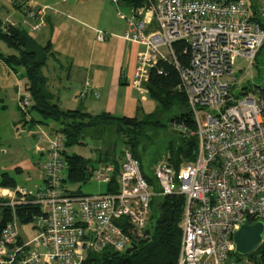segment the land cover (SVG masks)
Returning <instances> with one entry per match:
<instances>
[{
  "label": "built area",
  "instance_id": "2783aa9c",
  "mask_svg": "<svg viewBox=\"0 0 264 264\" xmlns=\"http://www.w3.org/2000/svg\"><path fill=\"white\" fill-rule=\"evenodd\" d=\"M107 1L118 8L119 17V6L129 9L122 38L142 48L130 86L147 82L151 71L165 76L164 65L177 72V89L195 127L188 131L172 123L169 128L196 138L194 161L177 169L163 161L153 170V187L125 150L117 174L109 163L86 170L89 180L105 186L115 176L113 193L71 195L62 182L65 139L40 132L35 150L45 157L40 169L44 185L35 192L0 195L12 214L0 234V264H84L88 255L104 249L124 253L145 239L151 200L167 196L184 198L177 264H250L235 252L233 235L242 224L262 222L264 247V89L241 88L236 95L228 80L236 60L254 63L264 30L250 20L246 0ZM19 4L29 31H40L46 7ZM258 5L264 19V0ZM96 40L103 42L105 35L98 33ZM175 44L188 55L185 65L176 58ZM30 105L24 92L18 107L28 111ZM25 203L39 206L42 213L34 217L36 234L30 239L21 238L13 212Z\"/></svg>",
  "mask_w": 264,
  "mask_h": 264
},
{
  "label": "trees",
  "instance_id": "16d2710c",
  "mask_svg": "<svg viewBox=\"0 0 264 264\" xmlns=\"http://www.w3.org/2000/svg\"><path fill=\"white\" fill-rule=\"evenodd\" d=\"M131 0H124L128 4ZM216 1V0H214ZM250 9V20L257 23L264 30V19L257 14L258 0H246ZM141 0L136 2L140 4ZM15 8L21 9L22 6L14 3ZM0 41L13 51L15 55L4 57L0 55V63L5 64L11 71L15 72L18 68L24 70L25 91L31 97V105L29 112H35L39 117V121L23 119L26 111L18 108L22 124H42L47 126L48 122L57 126L52 133L60 134L65 139L64 158L67 164L66 177L62 180L63 184L75 185L85 184L87 177L86 170L95 164L83 157L69 153L74 147L83 146L84 140H90V144L98 139L104 138L109 133H113L120 137L121 151L109 153L105 150L103 156L105 161L99 163H109L114 166L115 174L118 173L119 163L122 154L128 150L131 155L139 162L142 170L141 158L138 153L142 149V142L148 138L147 131L162 127V124L154 120L153 114H146L142 119L137 118H116L109 114H101L92 116L81 110L60 109L56 104L52 103L51 98L45 93V79L41 74L42 67L46 64L50 55L49 47L38 46L31 39L27 32L21 28L8 26L0 29ZM176 58L186 64L188 55L182 54V45H174ZM264 49V45L258 51L255 58L257 62L258 56ZM264 56V53L262 54ZM165 76H158L154 71L150 72L146 89L151 100L164 108L170 105L181 107L178 115L171 119V123L183 124L188 131L194 129V122L191 118L190 111L186 105V99L183 93L178 91V74L174 68L168 65L163 66ZM250 86L243 87L242 91H247ZM263 94V93H262ZM23 111V112H21ZM24 113V114H22ZM181 136L176 143H170L164 154V162L167 166L177 169L182 161L192 162L195 158L197 150V140L194 136H187L186 133L177 131ZM107 140V137H106ZM99 143V142H98ZM98 147V146H97ZM93 149V148H92ZM97 162V163H98ZM98 163V164H99ZM14 173L19 174L16 169ZM142 175L150 186L155 187L154 178L149 177L142 170ZM16 183L7 173L0 175V188L16 189ZM65 191L71 195H81L77 192H69V188L63 185ZM115 176L110 186H105L104 193L114 192ZM184 206V198L181 196L155 197L150 203V214L148 218V229L151 231L149 241L138 246L130 255L117 253L110 249H104L99 255H88L84 264H177L181 241V217ZM0 208L2 215L0 218V234L4 226L10 221L12 214L11 209L7 207L6 202L0 198ZM14 215L19 226L32 224L34 217L41 215V208L37 205L23 204L14 207ZM20 228V227H19ZM22 238V237H21ZM137 244V243H135ZM245 260L250 264H264V247L257 246L251 253L244 256Z\"/></svg>",
  "mask_w": 264,
  "mask_h": 264
},
{
  "label": "rangeland",
  "instance_id": "374dc122",
  "mask_svg": "<svg viewBox=\"0 0 264 264\" xmlns=\"http://www.w3.org/2000/svg\"><path fill=\"white\" fill-rule=\"evenodd\" d=\"M19 1L21 0H0V29L3 30L6 23L14 21L18 23L19 27L28 32L31 37H34L35 34H32L27 26L21 25L23 19L22 11L20 12L16 10L14 6V3ZM43 2L44 0H26L25 4L31 6H41ZM58 2L60 1L58 0ZM64 2L65 7H67L69 11V24L73 26L76 35L79 37V39H76L80 42H76L81 44L82 47L86 48L87 46V53L91 55L94 54L93 58H95V52H97L99 44H96L95 42H92L91 39H88V35L89 33L93 34V31H100V33L109 34L111 28L123 23V21L118 20L116 16L115 6L107 0H65ZM119 10L123 15L128 14L127 10L122 6H119ZM91 46L94 47V51H91ZM81 52H83V50H81ZM263 53L264 49L258 56L257 62L252 65L241 59L236 60L233 67V73L228 80L233 86L236 95H239L238 93L241 88L247 86L264 89ZM0 54L4 56L14 55L15 51L7 48L3 42L0 41ZM82 54H84V52ZM49 58L50 55L47 60H49ZM104 63L107 67H110L111 59L108 57V54L105 55ZM5 73L7 74L4 68H0V175L3 173L2 171H4L3 168L12 163L10 160H13L14 162L17 158L29 159L33 163H37L38 167L43 164L45 157H39L37 154L35 144H32V137L34 139L37 138L40 132L51 136L52 131L57 129V126L51 122H48V126L31 127L32 125L30 124H23L22 126L17 125L15 128L17 122H20L21 120L18 110V100L19 97L24 94V70L22 68H18L15 75L10 74L9 78L6 77ZM56 82L58 83V80ZM57 83L52 84L55 85V88L51 89V87H49L48 90L50 93L54 94L55 99L57 95L60 97L63 93L66 94L65 92L69 91L67 94L68 99L75 102L74 96L83 90V87L79 85V82H73L70 80L67 81L63 76H61L59 80L60 87ZM96 101L97 100H94L90 94H86L82 102H84L86 106H90L97 104ZM61 106L62 109L75 108V104L73 106ZM140 107L142 108L141 110L143 113L141 117L138 116L139 119H142L146 114H153L154 120L162 124V127L147 131L148 138L141 140V148H144V150L138 153V156L141 158L143 172L153 178V170L157 165L163 163L164 154L167 151L169 144L178 142L181 137L178 132L175 134L173 133V130L169 128L172 124L170 122L171 119L178 115V110H180L181 107L179 108V106L170 105L169 107L164 108L159 106L150 98L143 103L141 102ZM28 109L29 108H26V110ZM116 116L122 117L123 115L119 114ZM30 118L36 120L40 117L35 112L26 111L23 119L25 121H29ZM98 140L99 143L94 140L98 147H93V145L90 144V140L85 139V144L83 146L74 147L69 153H73L86 160H90L95 163L92 164V166H95L99 163L98 161H105V157L102 153L105 150L109 153H116L117 155L121 151L122 139L113 133H107L103 139L100 138ZM43 146V144L39 145L40 148ZM184 163L186 162H181V164ZM6 173L12 177L16 183L17 187L16 189H13V191H24L26 189L25 191L30 190L31 192H35L44 185V183H42L43 181L38 179V174L40 173L38 170H36V172H25L21 174H16L12 171H7ZM29 177H32L33 180H30ZM63 185L69 188V192H77V190H79L78 192L82 195H97L105 192V185L98 184L97 182L91 180H86L85 184H75L70 186L68 184ZM6 190L12 189L0 188V195H3ZM1 215L2 208H0V218ZM19 227L20 236L23 239H30L36 234L35 230L32 228V224ZM99 254L100 252L92 253L91 255Z\"/></svg>",
  "mask_w": 264,
  "mask_h": 264
},
{
  "label": "crops",
  "instance_id": "0c3cea01",
  "mask_svg": "<svg viewBox=\"0 0 264 264\" xmlns=\"http://www.w3.org/2000/svg\"><path fill=\"white\" fill-rule=\"evenodd\" d=\"M59 1L60 2H58V0H44L41 6L33 5L32 7H46L44 26L40 31L32 32V34H35L34 37H31L27 32L28 36L33 39L38 46L49 47L50 58L41 69V74L45 79V93L51 98L52 103L56 104L60 109H62L61 105L73 106L75 104L74 109H62L64 111L81 110L92 116L109 114L116 118L139 119L143 113L140 103L145 102L149 96L146 89L147 82H142L138 88H132L130 86V81L136 68V57L142 48L141 46L128 42L122 38L126 29L125 15L119 17L117 15L118 8L115 7L116 16L118 20L123 21V23L111 28L109 34L103 33L105 35V40L103 42H98L96 40V36L100 31H93V34L89 33L88 39L99 44V48L97 52H95V58H93L94 54L91 55L87 53L88 48L86 45L87 49L82 47L81 44H78V42H80L77 40L79 37L76 35L73 26L69 24L70 16L68 8L65 7V2H62V0ZM20 2L26 3V0H21L16 4ZM28 6L31 7V5ZM123 7L129 12L128 8L125 6ZM16 10L20 12L22 11L17 8ZM22 18L21 25L28 27V25L24 23L23 15ZM5 25L21 28L18 26V23L14 21L8 22ZM81 50H83L84 54H82L83 52H81ZM92 50L94 51L93 46H91V51ZM106 54H108V57L111 59L110 67H107L104 63ZM2 67L7 72V74L5 73L6 77L9 78L10 74L15 75L16 71H10L5 64L0 63V68ZM61 76L67 81L79 82V85L83 87L82 92H79L74 96V101L77 104L71 101V99H68L67 94L69 91L65 92L66 94L63 93L60 97L57 95L56 99L54 98V94L48 91L49 87H51V89L55 88V85L52 84H56L57 80V84L60 87L59 80ZM24 87L25 86H23V88ZM24 92H26L25 88ZM83 92L90 94L94 100H97V104L86 106L85 103L82 102L86 95L83 98L79 97V94ZM91 92H97L98 97H94ZM119 114L123 116H116ZM39 120L40 118L35 121ZM19 123L21 122L18 121L15 128L17 125H23L22 123ZM36 126L43 125L34 124L31 127ZM35 140L36 138L34 139L32 137V144H36ZM37 154L39 157L43 156L41 152H38ZM10 161L12 163L3 168V173H6L7 171L14 172L16 169L20 171L19 174L36 172V170H38L40 172L38 174V179L43 181L40 170L42 164L38 167L37 163H33L26 158H17L14 162L13 160ZM29 179L33 180L32 177H29Z\"/></svg>",
  "mask_w": 264,
  "mask_h": 264
},
{
  "label": "water",
  "instance_id": "95a60500",
  "mask_svg": "<svg viewBox=\"0 0 264 264\" xmlns=\"http://www.w3.org/2000/svg\"><path fill=\"white\" fill-rule=\"evenodd\" d=\"M173 133H177L173 131ZM93 147L97 146L96 142L92 143ZM263 232L262 222H256L252 225L242 224L233 235L234 250L238 255L246 256L251 253L257 246L261 244ZM151 231L146 229L144 231L145 239L139 241L137 244H132L124 252L125 255H130L137 249L138 246L146 244L150 239Z\"/></svg>",
  "mask_w": 264,
  "mask_h": 264
}]
</instances>
